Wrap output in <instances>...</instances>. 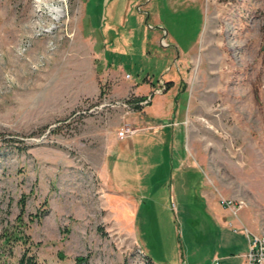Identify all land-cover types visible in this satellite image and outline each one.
Returning <instances> with one entry per match:
<instances>
[{
	"label": "rangeland",
	"instance_id": "1",
	"mask_svg": "<svg viewBox=\"0 0 264 264\" xmlns=\"http://www.w3.org/2000/svg\"><path fill=\"white\" fill-rule=\"evenodd\" d=\"M108 1L0 0V264H244L221 201L264 236V0H112L102 50Z\"/></svg>",
	"mask_w": 264,
	"mask_h": 264
},
{
	"label": "built area",
	"instance_id": "2",
	"mask_svg": "<svg viewBox=\"0 0 264 264\" xmlns=\"http://www.w3.org/2000/svg\"><path fill=\"white\" fill-rule=\"evenodd\" d=\"M145 1L147 3L149 0ZM137 11L139 13L143 12L141 11V5L137 6ZM149 28L152 29L150 25ZM160 30L162 31V28H160ZM162 33L163 37L160 40V45L162 47H167L168 44L166 43V31H162ZM160 84L161 88L159 90H155L156 93H162L165 91L163 83L160 82ZM148 102L149 100L144 99L143 101H140L138 105H142L144 107L148 104ZM133 134L134 131L130 130L129 128H125L123 131H120L118 133V138L123 139ZM221 206L224 210L228 212L229 216H231L233 219V221L229 222L228 226L232 228L233 231H236V223H240L239 212L244 208V202L241 200L222 199ZM239 227L243 229L248 239V248L246 254L244 255L245 264H264V236L254 234L244 226Z\"/></svg>",
	"mask_w": 264,
	"mask_h": 264
},
{
	"label": "crops",
	"instance_id": "3",
	"mask_svg": "<svg viewBox=\"0 0 264 264\" xmlns=\"http://www.w3.org/2000/svg\"><path fill=\"white\" fill-rule=\"evenodd\" d=\"M149 2V1H148ZM147 2V3H148ZM125 2H122V1H112V0H110V1H108L107 3H106V5H105V9H104V11H103V14H102V16H103V19H102V21H101V25L102 26H100V31H101V33H102V35L104 36V37H102V44H103V48H102V50L104 49V50H109V49H111V46L110 45H108V42H107V35H113L114 34V29L116 28V26H114V27H107L106 29H104V26H103V24L104 23H110V24H114V25H117V24H123V23H129V21L131 20V16H130V13H131V9H132V2H127V3H125ZM140 3H136V5L134 4L133 6H134V8L136 9V11H137V6L139 5ZM144 7V6H143ZM147 8V7H146ZM147 10V9H146ZM138 12V11H137ZM144 12V14H147L146 12L147 11H143ZM139 13V12H138ZM143 14V13H142ZM145 16H147L145 19L146 20H149L150 18L148 17V14L147 15H145ZM141 17H143V16H141ZM153 28V27H152ZM161 27H156V29H160ZM104 42V43H103ZM113 49V48H112ZM147 108V107H146ZM143 111L145 112V109H143ZM152 128H154V127H152ZM158 128H154V130H157ZM118 140V139H117ZM225 212H227L226 210H224ZM228 213V212H227ZM239 220H240V223L238 224V223H236V226H244V227H246L245 225H244V223L242 222V220L239 218ZM231 221H233V219L231 220ZM247 228V227H246ZM248 229V228H247ZM252 232V231H251ZM253 233V232H252ZM246 236V235H245ZM246 239H247V237H246ZM247 242H248V239H247ZM246 252L247 251H245V252H243L241 255H242V258L244 259V255L246 254ZM153 263V262H152ZM244 264H245V259H244Z\"/></svg>",
	"mask_w": 264,
	"mask_h": 264
},
{
	"label": "trees",
	"instance_id": "4",
	"mask_svg": "<svg viewBox=\"0 0 264 264\" xmlns=\"http://www.w3.org/2000/svg\"><path fill=\"white\" fill-rule=\"evenodd\" d=\"M143 100L144 98H141V99H138L137 101L139 103L140 101H143ZM136 107L138 108V105H136ZM8 142H12V143H8ZM16 143H20V141H17L14 139L12 140L4 139L3 134H0V151L8 147L12 149H19V145H17ZM14 238L15 236H13L12 238V236H10L9 234H6L4 237L3 243L9 244ZM146 261L148 263L150 262V264L152 262L148 257H146ZM15 264H40V263H38L37 259L33 255H29L28 252H24ZM74 264H88V260L84 257H78L76 258Z\"/></svg>",
	"mask_w": 264,
	"mask_h": 264
},
{
	"label": "bare ground",
	"instance_id": "5",
	"mask_svg": "<svg viewBox=\"0 0 264 264\" xmlns=\"http://www.w3.org/2000/svg\"><path fill=\"white\" fill-rule=\"evenodd\" d=\"M63 1H65V0H60V2H63ZM211 113H213L212 108L209 111H207V114H211Z\"/></svg>",
	"mask_w": 264,
	"mask_h": 264
}]
</instances>
